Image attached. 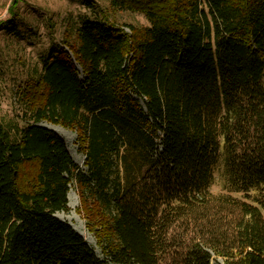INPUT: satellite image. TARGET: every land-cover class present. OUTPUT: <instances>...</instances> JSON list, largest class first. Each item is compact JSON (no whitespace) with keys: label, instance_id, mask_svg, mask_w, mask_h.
Segmentation results:
<instances>
[{"label":"trees","instance_id":"trees-1","mask_svg":"<svg viewBox=\"0 0 264 264\" xmlns=\"http://www.w3.org/2000/svg\"><path fill=\"white\" fill-rule=\"evenodd\" d=\"M117 3L148 24L87 18L17 88L24 124L0 120V264H264V195L209 190L219 161L228 191L264 186V0ZM71 187L103 258L55 215Z\"/></svg>","mask_w":264,"mask_h":264},{"label":"rangeland","instance_id":"rangeland-1","mask_svg":"<svg viewBox=\"0 0 264 264\" xmlns=\"http://www.w3.org/2000/svg\"><path fill=\"white\" fill-rule=\"evenodd\" d=\"M12 1L0 0V120L16 119L19 125H23L24 122L20 120L23 106L17 99V88L26 78L35 73L34 70H40V54H47L49 49L52 50L55 45H59L64 34L70 36L69 41L72 40L76 28L87 18L98 17L101 19L100 12L108 16L107 21L110 24L121 27L128 34L131 33L130 25L143 26L148 24L143 13L124 4L112 5V0H18V13L14 18V24L20 35H15L14 32L8 33L4 28V26L11 24L9 9L13 4ZM65 49L68 50L67 47ZM76 67L82 76L80 67ZM260 80L264 83V68ZM40 123L60 125L45 120ZM67 130L71 131L74 136L67 139L66 146L77 152L76 159L71 158L79 168L85 171L84 155L77 149L76 133L74 130ZM221 169L222 163L219 161L214 170L213 183L209 188L210 192L215 195H228L230 199L244 200L253 205H257L258 201L263 199V185L253 187L246 192H232L223 188L220 176ZM69 190H72L76 196V206L73 208V212L81 221L83 230L89 235L91 241L73 227L71 223L79 225L75 219L68 220L65 217L71 210L69 206L67 211L61 212L63 217H58L70 224L95 254L103 258L102 245L98 241L97 235L89 228L88 223L90 221L76 211V208L79 207L77 191L72 187ZM228 201L231 203V200ZM94 226L98 228V225ZM178 237L183 238L182 230L177 232L176 238ZM169 255L171 257V253ZM174 258L179 260L180 257L177 255ZM215 261L220 264L223 262L220 257H215ZM165 263L179 264L171 261L168 256Z\"/></svg>","mask_w":264,"mask_h":264},{"label":"bare ground","instance_id":"bare-ground-1","mask_svg":"<svg viewBox=\"0 0 264 264\" xmlns=\"http://www.w3.org/2000/svg\"><path fill=\"white\" fill-rule=\"evenodd\" d=\"M46 125L49 126L50 128H52L53 130H55L63 138V140L65 142L67 141L68 138H71L74 136V134L71 131L63 128L60 125H53V124H49V123H46ZM66 148H67L70 156L75 160L76 159L75 156L77 155V152L75 150H71L69 148V146L68 147L66 146ZM67 198H68L67 205L71 208V210L66 214L65 217L68 220L75 219L79 223V225H74L73 223H71L73 225V227L76 230H78L82 235L87 236L86 237L87 240L91 241L89 235L86 233V231L83 230L81 221L73 212V208L76 206V196L72 190H69V192L67 193ZM55 214L61 218L63 217V213H61V212H56Z\"/></svg>","mask_w":264,"mask_h":264},{"label":"water","instance_id":"water-1","mask_svg":"<svg viewBox=\"0 0 264 264\" xmlns=\"http://www.w3.org/2000/svg\"><path fill=\"white\" fill-rule=\"evenodd\" d=\"M39 125H41V126H43V127H47V128H50L49 126H46V125H44L43 123H39ZM50 129H52V128H50ZM53 130V129H52ZM55 131V130H54ZM56 132V131H55ZM57 133V132H56ZM56 215V214H55ZM57 216V215H56ZM58 217V216H57ZM59 218V217H58Z\"/></svg>","mask_w":264,"mask_h":264}]
</instances>
